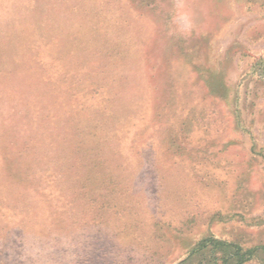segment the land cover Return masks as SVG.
Instances as JSON below:
<instances>
[{"label": "rangeland", "instance_id": "374dc122", "mask_svg": "<svg viewBox=\"0 0 264 264\" xmlns=\"http://www.w3.org/2000/svg\"><path fill=\"white\" fill-rule=\"evenodd\" d=\"M261 248L264 0H0V264Z\"/></svg>", "mask_w": 264, "mask_h": 264}, {"label": "trees", "instance_id": "16d2710c", "mask_svg": "<svg viewBox=\"0 0 264 264\" xmlns=\"http://www.w3.org/2000/svg\"><path fill=\"white\" fill-rule=\"evenodd\" d=\"M211 241V240H210ZM212 242H213V240H212ZM215 243H218V242H215ZM220 243V242H219ZM258 249H260L259 247L258 248H254V249H252V250H249V254L251 255L252 253H254L256 250H258ZM261 249H263L264 250V248H261ZM239 255V253L237 252V256ZM246 260H247V258L245 259L243 256H240V258H238V262H237V264H243V263H245L246 262Z\"/></svg>", "mask_w": 264, "mask_h": 264}]
</instances>
